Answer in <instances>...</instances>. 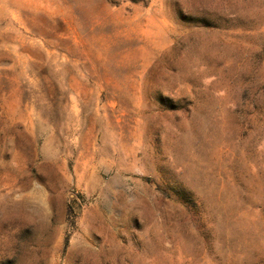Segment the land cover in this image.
<instances>
[{"label": "rangeland", "instance_id": "374dc122", "mask_svg": "<svg viewBox=\"0 0 264 264\" xmlns=\"http://www.w3.org/2000/svg\"><path fill=\"white\" fill-rule=\"evenodd\" d=\"M0 264H264V0H0Z\"/></svg>", "mask_w": 264, "mask_h": 264}, {"label": "trees", "instance_id": "16d2710c", "mask_svg": "<svg viewBox=\"0 0 264 264\" xmlns=\"http://www.w3.org/2000/svg\"><path fill=\"white\" fill-rule=\"evenodd\" d=\"M69 211H70V209H69Z\"/></svg>", "mask_w": 264, "mask_h": 264}]
</instances>
